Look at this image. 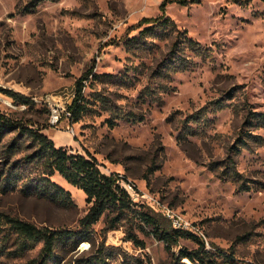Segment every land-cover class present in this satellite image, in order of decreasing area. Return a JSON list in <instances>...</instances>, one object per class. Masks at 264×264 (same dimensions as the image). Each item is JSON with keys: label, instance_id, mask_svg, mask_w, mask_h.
Here are the masks:
<instances>
[{"label": "rangeland", "instance_id": "374dc122", "mask_svg": "<svg viewBox=\"0 0 264 264\" xmlns=\"http://www.w3.org/2000/svg\"><path fill=\"white\" fill-rule=\"evenodd\" d=\"M162 1L0 0V110L33 122L69 151L90 152L138 193L123 224L105 237L114 211L104 213L93 224V244L58 240L46 264H83L85 257L97 264H173L181 247L197 248L199 240L186 235L169 250L140 227L141 209L171 222L165 206L204 233L208 264H264V115L255 114L264 113V0L172 1L165 13ZM163 14L201 44H183L180 65L162 61L175 27L140 33L151 23L136 24ZM89 70L83 113L58 125L43 103L24 106L2 89L66 100ZM14 136L20 146L7 162L15 161L9 189L0 184V210L39 226L79 228L91 204L83 189L58 172L51 178L69 194L52 188L42 196L27 187L42 181V164L21 159L35 148L27 134L5 132L0 162ZM130 222L145 246L126 238ZM3 231L9 238L0 237V264L26 261L43 245L8 226Z\"/></svg>", "mask_w": 264, "mask_h": 264}, {"label": "trees", "instance_id": "16d2710c", "mask_svg": "<svg viewBox=\"0 0 264 264\" xmlns=\"http://www.w3.org/2000/svg\"><path fill=\"white\" fill-rule=\"evenodd\" d=\"M172 1L186 4L190 0H163L161 2V8L164 9V13L166 5ZM144 23L151 24L144 26L140 33H146L157 25L163 26L166 24L172 25L177 30L169 49L164 54L162 59L163 63H176V65H180L183 61L181 60L180 51L182 45L185 43L201 46L196 39L188 34L186 28L182 30L177 26L176 22L166 14L144 16L136 24L142 25ZM92 71L93 70H89L87 74H83L76 80V93L70 106L73 111L74 119H79L85 109L83 88L85 86V79ZM2 89L6 94L12 96L13 101L17 103L26 105L30 102L36 103L29 95L17 92L13 89ZM249 112L251 113L252 110L250 109ZM255 114L264 115L263 112H255ZM258 117L260 119L263 118V116L260 115ZM247 121H251L250 116H248ZM13 129H16L18 134H27L35 145V148L25 153L21 159L25 161L37 160L42 164V181L34 185L28 184L27 187H33L36 193L42 196L54 194L52 188L60 189L69 194V190H65L63 186L52 180L51 176L55 172H58L67 181L83 189L87 195V200L91 202V204L87 212L81 217L79 228H50L48 226H39L10 212L0 210V237H2L4 241H7L9 238V233L3 231L5 226H8L11 231L18 233L19 236H23V238L27 240L43 241V245L36 256L23 262L11 264H46L47 260L54 253L56 243L61 239H74L75 244L82 240L89 239L93 244V224L108 211L112 210L114 214L108 216L107 222L102 229L105 237L110 229L117 228L119 225L123 224V217H130L129 210L133 209L131 206L133 199L130 193L121 186L119 179L122 176L119 172H105L100 167L97 158L90 152L82 153L69 151L67 147L57 145L53 137L42 131L40 127L36 126L33 122H28L27 124L21 123L0 110V140L6 131ZM17 138H19V136H14L7 143L5 163L0 162V184L1 187L6 190L9 189L8 187L12 181V164H14L15 161H13L11 165H7V162L11 160L12 154L15 153L20 146V142ZM138 216L140 217V227L145 230L149 228L151 233L165 242L169 250H172L173 245L180 244V239L183 236L191 235L199 240V246L197 248L190 249L185 246L181 247L179 253L175 256L176 261L173 264L210 263L206 255L207 249L205 248V241L196 233L176 228L170 221L163 220L150 213L148 210L141 209ZM126 238L132 240L137 245H146L145 240L134 230L133 222H130V226L126 228ZM184 257H187L192 263L183 261L182 258ZM94 259L93 257H85L83 264H97Z\"/></svg>", "mask_w": 264, "mask_h": 264}, {"label": "built area", "instance_id": "2783aa9c", "mask_svg": "<svg viewBox=\"0 0 264 264\" xmlns=\"http://www.w3.org/2000/svg\"><path fill=\"white\" fill-rule=\"evenodd\" d=\"M74 96H75V92H72L71 94H69L68 98L64 100L61 94H56L51 92V93H47L45 96L32 95L31 97L36 102H41L48 107L51 124L58 125L63 118L73 119V111L70 106L73 102ZM9 103L13 105L12 100H9ZM22 105L26 106V104H22ZM68 130L70 132H74L73 125H69ZM119 182L121 186H123L130 193L131 197H134L135 193H137L135 183L131 182L130 180H126L124 176H122L119 179ZM144 197L148 198V196H144ZM164 212L166 216L169 217L174 227L192 231L197 235L201 234L202 237L200 238H202L206 242V238L205 236H203L204 233L201 231V229L198 226H195L194 224L186 220L184 216L179 212L175 211L174 208L165 206Z\"/></svg>", "mask_w": 264, "mask_h": 264}, {"label": "crops", "instance_id": "0c3cea01", "mask_svg": "<svg viewBox=\"0 0 264 264\" xmlns=\"http://www.w3.org/2000/svg\"><path fill=\"white\" fill-rule=\"evenodd\" d=\"M51 137H53V136H51ZM57 145H61V143H56Z\"/></svg>", "mask_w": 264, "mask_h": 264}]
</instances>
